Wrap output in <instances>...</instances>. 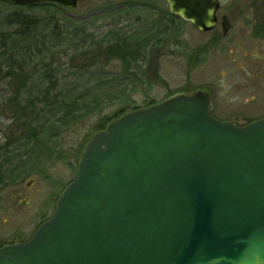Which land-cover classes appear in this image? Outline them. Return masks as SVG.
<instances>
[{
    "label": "rangeland",
    "instance_id": "374dc122",
    "mask_svg": "<svg viewBox=\"0 0 264 264\" xmlns=\"http://www.w3.org/2000/svg\"><path fill=\"white\" fill-rule=\"evenodd\" d=\"M84 2L27 9L24 29L7 20L19 7L0 1V248L53 215L85 144L129 111L207 90L218 120L264 118V38L241 21L223 38L165 0ZM113 45L138 56L129 70Z\"/></svg>",
    "mask_w": 264,
    "mask_h": 264
},
{
    "label": "water",
    "instance_id": "95a60500",
    "mask_svg": "<svg viewBox=\"0 0 264 264\" xmlns=\"http://www.w3.org/2000/svg\"><path fill=\"white\" fill-rule=\"evenodd\" d=\"M165 1L213 29L217 0ZM0 264H264V118L218 120L207 90L123 114L89 139L53 215L1 247Z\"/></svg>",
    "mask_w": 264,
    "mask_h": 264
},
{
    "label": "flooded vegetation",
    "instance_id": "af4514ba",
    "mask_svg": "<svg viewBox=\"0 0 264 264\" xmlns=\"http://www.w3.org/2000/svg\"><path fill=\"white\" fill-rule=\"evenodd\" d=\"M11 5L19 7L20 10L25 11L32 8H40L49 10L52 7H58L60 9L73 10L78 8L84 3V0H75V6L65 7L58 3L43 1L34 5L29 4H14L10 0H0ZM99 0H87L88 3H94ZM218 8L215 12V24L212 30L200 31L201 33H209L216 30L221 34L223 38L229 37L235 29L236 22L241 21L242 28L250 27V34L252 37L264 38V0H217ZM28 14V13H25ZM50 16L53 17V12H49ZM178 18H180L178 16ZM224 24L227 27V31L224 34ZM35 25V24H34Z\"/></svg>",
    "mask_w": 264,
    "mask_h": 264
},
{
    "label": "trees",
    "instance_id": "16d2710c",
    "mask_svg": "<svg viewBox=\"0 0 264 264\" xmlns=\"http://www.w3.org/2000/svg\"><path fill=\"white\" fill-rule=\"evenodd\" d=\"M50 15V14H49ZM12 21H11V20ZM7 20H8V22L9 23H12V22H16V24H18L19 26H24V29H29V28H27L28 26H30L31 24H29V23H26V22H32V19H31V17H30V15L29 14H25L24 13V11H22V10H20V11H17V13H15V14H12L11 16H9L8 18H7ZM114 47H111L110 48V50H112V51H114L116 54H118L120 57H119V61L121 62V64L122 65H124V67H125V70H129L130 68H131V64L134 62V61H136L137 60V58H138V56L137 55H134L133 53H131L130 54V56L129 57H127V56H122V55H124L123 54V51H118V50H116V49H114L115 47H117V45H113ZM113 48V49H112ZM138 51V49H136V52ZM149 105H151V104H149ZM149 105H147V107L149 106ZM139 109V108H138ZM135 110H137V109H135ZM68 113H70V112H66L65 114H68ZM102 129H103V127H102ZM0 170H1V165H0ZM47 220V219H46ZM45 221V220H44ZM43 221V222H44ZM43 222H41V223H43ZM40 223V224H41ZM39 224V225H40ZM38 225V226H39Z\"/></svg>",
    "mask_w": 264,
    "mask_h": 264
}]
</instances>
